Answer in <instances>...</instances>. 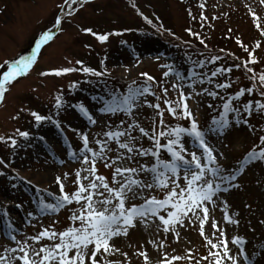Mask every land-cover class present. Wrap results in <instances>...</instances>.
Returning <instances> with one entry per match:
<instances>
[{
	"label": "rangeland",
	"instance_id": "obj_1",
	"mask_svg": "<svg viewBox=\"0 0 264 264\" xmlns=\"http://www.w3.org/2000/svg\"><path fill=\"white\" fill-rule=\"evenodd\" d=\"M71 1L0 0V65H4L0 67V77L12 62L21 56L31 55L43 33H54L58 28V16L66 13L60 34L57 33L43 48L28 73L18 76L8 86L9 91L0 102V137L5 138L0 141V161H3L0 163V173H3L0 175V213L6 211L8 214L4 217L0 215V257L6 258L0 264H19L16 258L22 253H13V248L18 250L23 246L26 250L38 251L43 246L59 243V239L43 238L39 242L33 239L44 229L59 233L73 226L70 217L73 212H78L83 201L81 204L73 202L66 205L59 212H42L40 199L43 197L46 203H54L61 195L57 177L61 178L69 194L79 187L75 183L76 172L91 167V163L84 164L83 157L87 155L90 162L93 159L92 153L80 151L83 134H87L89 147L96 152L100 151L96 141H107L104 152L96 158L97 175L106 177L110 186L118 187L113 183L117 167L139 169L142 165L150 167L155 162L154 157L137 154L141 149L155 150L154 141L139 131L141 127L149 136L158 137L160 131L177 125L189 126L188 120L177 119L167 111L165 100L175 106L173 99H179L182 88L189 97L188 108L200 128L207 132L213 116H219L223 111L227 97H235L249 84L243 69H231L211 77V72L217 68L228 69L229 61L226 62L222 50L235 52L240 62L245 60L246 63L249 60L248 54L243 52L244 46L251 44L257 47L260 44V49L264 48V3L261 0H134V4H129L130 0H84L77 7H73ZM253 14L259 16L258 20ZM151 23L167 31L170 40L177 44L180 42L178 47L172 45L168 38L157 35L150 28ZM101 35H107L108 39L101 42L97 38ZM260 53L261 62L258 65L248 63L247 67L255 71L258 84L264 88L259 81V75L264 73V51ZM213 57L219 59L212 62ZM77 61H81L82 65ZM200 61L204 62L203 68L198 66ZM164 65L173 67L180 73V78L174 73L166 77L164 73L168 68ZM65 67H88L105 75L95 77L82 71L62 76L41 75ZM193 71L199 75L194 76ZM142 73L154 77V81L149 82L154 95L141 97L139 106L131 114H111L99 110L103 106L101 97L110 99L114 92L116 95L126 93L133 81L144 84L146 77ZM201 79L203 83H200ZM222 84H231V87H218ZM213 87L216 90H212ZM156 92L166 109L162 110L164 125L160 124L159 109L149 107L158 102ZM208 92H215L217 96H210ZM58 95H62L66 102L59 113L54 107ZM234 100L241 103L239 116L233 115L229 126L222 132L209 133L207 142L214 149L218 163L226 170L225 174L236 176L232 183L239 187H229V191L218 193V198L214 197L215 203L207 205L209 219L204 223L205 236L200 235V220H196L191 213V220L185 218L183 227L177 225L174 231L168 233L163 231L158 218H149L146 223L138 221L135 228L129 229L127 236L110 240V246L119 251L112 255L98 254L99 264H145L144 257L139 255L141 252L147 254L149 264H164L166 258L171 260L174 256L181 259L173 260L172 264H207L203 258L209 255L211 246L205 237L212 239L213 243L220 242L219 235H213V220L225 235L228 226L237 229L227 238L231 249L229 254L238 264H264V160L247 161L248 153L261 146L264 110L253 109L251 114L245 111V93ZM259 102L264 103V99ZM81 103L88 107L95 124L73 107ZM32 112L51 116L52 120L38 125ZM177 114H180L179 109ZM17 130L29 133L28 137H21ZM108 131L130 133L121 137L119 142L131 141L130 146L137 151L128 153L120 149L119 142L109 140L105 135ZM9 137L16 140L15 147ZM159 139L160 143L164 142V137ZM184 144L186 159H191L192 152L201 155V150L191 138H185ZM73 151L77 153L75 158L71 155ZM160 152L165 160L170 159L166 148ZM106 164L111 167H106ZM85 175L88 173L81 171V176ZM183 175L181 171L178 181L181 187L185 185ZM136 178L152 182L149 173L138 172ZM123 179L116 177L120 182ZM133 191L137 195L132 197V193H128L130 199L126 207L143 204L146 198L153 195L158 199L166 195V191L159 189L142 191L134 187ZM225 201L232 223L223 219L221 209L225 207ZM197 215L203 220L202 212L198 211ZM9 221L13 227L11 233L6 229ZM176 233H179V239ZM235 237L246 241L244 254L231 243ZM217 250L223 254L222 247L212 249ZM245 254L251 262L245 260ZM222 264L232 262L222 259Z\"/></svg>",
	"mask_w": 264,
	"mask_h": 264
},
{
	"label": "snow or ice",
	"instance_id": "obj_2",
	"mask_svg": "<svg viewBox=\"0 0 264 264\" xmlns=\"http://www.w3.org/2000/svg\"><path fill=\"white\" fill-rule=\"evenodd\" d=\"M67 2V0H66ZM77 0H72L75 4ZM83 3L84 0H81ZM264 3V0H261ZM203 7V5H201ZM70 14V13H69ZM254 18L258 20V17ZM60 23V19H57L56 24ZM258 28L260 24L256 25ZM87 32H92L91 29H85ZM190 31V30H189ZM95 35V33H93ZM196 35V34H194ZM101 42L108 39L107 35H101L97 37ZM51 39V33L45 32L40 36V39L35 45V50L30 56H21L18 60H15L8 66L7 71H5L0 77V102L5 98V93L9 91V85L17 79L18 76H23L28 73L30 68L37 60V54L40 52L43 45H45ZM203 43V41H201ZM243 46V45H242ZM259 47V44H257ZM247 51V49H245ZM252 56V53H249ZM219 59V57H213L212 62ZM7 63V62H5ZM248 63L255 64L257 61L251 59L245 63V67L248 72H253L252 68L247 67ZM77 64H81V61H77ZM4 65H0L3 67ZM200 68L204 67V62H198ZM163 67L168 68L164 75L167 77L174 73L177 78H180V73L177 72L173 67L169 65H164ZM237 67H240L237 65ZM82 71L84 73L90 74L91 76L100 77L105 75V73L98 72L92 68L82 67L80 69L74 67H65L61 69H55L51 72H43L41 75H55L62 76L68 73ZM223 71L230 72L231 69L217 68L215 71L211 72V77L217 76ZM142 76L146 77V82L142 85L137 84L133 81L132 84L128 85L126 93H121L116 95L115 92L111 95L110 99L102 100L103 106L99 109L104 113H127L131 114L134 108L138 107V101L141 97L154 93L151 91L152 84L149 82L154 81V77L150 76L148 73H142ZM193 75H199L193 71ZM211 77L208 79L210 80ZM250 79L255 80L256 75ZM259 81L264 84V73L259 75ZM203 79L200 83H203ZM75 87V84L72 85ZM191 86V85H189ZM173 87L179 88L178 85ZM218 87L228 88L231 84H222ZM207 91V89H205ZM245 91L252 92L253 89H241L236 93V96L229 99L223 103V111L219 116H213L211 123L208 127L207 132L200 128L198 121L193 116L192 112L188 108L186 96L180 89L179 99L175 102V106L171 101L165 100V104L168 105L167 111L177 119H185L189 121V126L177 125L168 129L167 131H160L159 136H149L142 127L139 131L144 135L148 136L154 141V148L152 149H141L138 150V155L142 157L151 156L155 158V162L152 166L142 165L139 169L136 168H119L115 169L113 173V183L118 184V187L110 186L106 177L97 175L96 170V158L105 150L107 141L102 143L97 140L96 143L100 145V151H93L89 147V139L87 134L82 135L83 148L80 149L81 152L92 153V161H89L87 155H84V164L91 163L90 168H84L81 171L87 172L88 175L81 176V171L76 172L75 183L79 185L77 190L71 194L65 191V185L61 181L60 177L56 178L57 184L60 188L61 195L55 199L54 203H46L44 198L40 199V211L50 210L52 212H59L61 209L65 208L66 205H71L73 202L77 204H83L78 212H73L70 219L73 222V226L67 228L62 232H55L54 230L44 229L38 236L33 237L34 240L39 242L43 238L49 240L59 239V243H55L54 246H43L38 251L35 249L26 250L25 247H20L18 250L16 248L11 249L13 253L19 251L22 255L18 256L16 259L19 264H99L97 259L98 254H108L112 255L114 252L119 251L114 247H111L109 241L115 237L127 236L129 229L135 228L137 222L146 223L149 218H158L163 225V231L168 233L175 230V226H184L185 218L191 220L189 213L195 217L196 220H200V235L205 236L204 223L209 219V203H215L214 197L218 198V193L229 191V187H239V185L233 184L232 182L236 180L234 174H225L226 170L218 163L217 156L214 154V149L209 146L207 142V136L209 133L222 132L226 127L229 126L230 121L228 118V113L233 112L239 116L240 110L232 106V100L238 99L243 96ZM167 90L165 89V95ZM264 95V90L261 92ZM210 96H217L215 92H208ZM159 99V98H157ZM65 101L62 95H58L55 98L54 107L57 113L65 106ZM73 107L78 108V110L86 116L89 121L93 124L96 121L90 115L88 107L84 104L75 105ZM149 107L160 108V104L149 105ZM211 108L212 105H209ZM252 103L244 105V110L251 114ZM256 107L259 110H264V103L259 101L256 102ZM178 109H180V114L178 115ZM161 117L160 124L164 125L163 112L158 113ZM31 115L34 117L35 121L39 125L45 121H51V116H44L37 112H32ZM237 122H239L237 120ZM57 127H59V122L56 121ZM21 137L27 138L29 133L20 132L17 130ZM109 140L120 141L121 137L130 135L126 131H108L105 133ZM159 137L167 138V143L162 145L160 143ZM185 138H191L192 141L201 150V155H197L196 152L191 153V159H186L183 153L186 152L184 140ZM11 141L13 147L16 146V140L11 137L8 138ZM134 139V138H133ZM4 137H0V141H4ZM129 142H119V148L125 149L128 153H133L137 151ZM259 147H254L247 155V161L252 160H264V136L260 137ZM166 148L167 153L170 154V159L165 160L161 158L160 150ZM71 155L75 158L77 153L73 151ZM131 158V157H129ZM3 163V161H0ZM106 167H111L110 164H106ZM183 171V180L185 185L181 187L178 181L181 179L180 173ZM138 172L149 173L152 175V182H144L136 178ZM3 173H0L2 175ZM123 177V182L117 181L116 177ZM92 177V179H90ZM83 181H88L87 184ZM139 188L143 190H153L159 189L162 192L166 191V195L163 199H158L156 196H151L146 198L143 204L135 205L132 204L126 207L127 201L130 199L128 193H132V197L137 195L133 191V188ZM48 195H53L49 193ZM225 207L221 209L224 213L223 219L232 223L231 217L227 211V202H224ZM203 213V220L197 215V212ZM163 213V214H162ZM6 216L8 215L5 211ZM166 214V215H165ZM31 215V214H29ZM167 217V218H166ZM78 222V226H77ZM238 223V221H235ZM9 228L12 227V222L8 223ZM212 227L215 230L213 235H219L220 242L213 243L212 239L205 237L207 244L210 245L209 255L203 259L207 261V264H222V259L231 261L232 264H238V261L230 255L231 249L228 247V238L226 237L224 231L217 226L215 220L212 221ZM177 239H179V233H176ZM15 239V236H11ZM231 243L237 247L241 254L245 253L244 245L246 241L243 238L235 237L231 240ZM223 248V254L220 251H212V249ZM126 255V254H125ZM140 256L144 257L145 264H149V258L146 253H139ZM245 260L249 257L245 254ZM5 257H0V261H4ZM181 257L174 256L171 260L165 259L164 264H172L173 260H180Z\"/></svg>",
	"mask_w": 264,
	"mask_h": 264
},
{
	"label": "bare ground",
	"instance_id": "obj_3",
	"mask_svg": "<svg viewBox=\"0 0 264 264\" xmlns=\"http://www.w3.org/2000/svg\"><path fill=\"white\" fill-rule=\"evenodd\" d=\"M50 131H52L51 129H50ZM228 230H227V232L228 233H226V237L228 236V235H230V234H233L237 229L235 228V227H232V226H228V228H227ZM258 264V263H257Z\"/></svg>",
	"mask_w": 264,
	"mask_h": 264
}]
</instances>
